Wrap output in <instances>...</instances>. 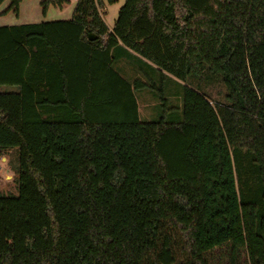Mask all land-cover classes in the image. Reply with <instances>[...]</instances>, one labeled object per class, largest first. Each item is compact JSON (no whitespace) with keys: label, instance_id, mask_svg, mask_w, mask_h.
Listing matches in <instances>:
<instances>
[{"label":"trees","instance_id":"16d2710c","mask_svg":"<svg viewBox=\"0 0 264 264\" xmlns=\"http://www.w3.org/2000/svg\"><path fill=\"white\" fill-rule=\"evenodd\" d=\"M104 1L0 27L18 185L0 195V264H264V0H125L111 30ZM145 89L162 112L142 123Z\"/></svg>","mask_w":264,"mask_h":264},{"label":"rangeland","instance_id":"374dc122","mask_svg":"<svg viewBox=\"0 0 264 264\" xmlns=\"http://www.w3.org/2000/svg\"><path fill=\"white\" fill-rule=\"evenodd\" d=\"M44 0H24L21 5L19 12L15 14L13 11L6 13L10 9L11 0H7L4 4H2L0 11L3 13V17L0 19V27L3 26H18V25H30V24H39L43 22H55V21H68L71 20L72 14L75 8L74 0L69 5L64 7V10H60L59 8L49 6L46 13L44 14V9L42 6V2ZM105 9L102 11V17L104 19L105 24L108 28H113L115 21L118 17L119 10L125 3V0H117L114 4H109L107 0L104 1ZM127 58H123L118 60L119 62L115 64V70L117 72L120 71V67L122 68V64L131 65L133 67V73L130 74H122L124 79H127L130 83L139 79L142 81H146L144 78V72L140 71L139 64L134 63L133 59L129 60ZM124 65V66H125ZM135 68V69H134ZM135 73V75H134ZM140 73L141 75L139 76ZM138 75V76H136ZM135 77V78H133ZM133 78V80H131ZM131 80V81H130ZM172 91L166 92V98L169 100L170 107H178V109L183 107V87L181 83H172ZM17 89L13 87H0V93H14ZM215 92H219V89L213 92V96H215ZM136 98L139 101L140 105V121L142 123L153 122L160 119V115L162 109L160 108V103L154 99L153 94L148 90L136 91ZM171 94V95H170ZM157 106V107H155ZM176 109L175 114H181V111ZM181 110V109H180ZM14 157V153L6 154L0 160V195L5 196H17L18 195V185L16 183V175L13 170L12 164H9V161ZM13 160L14 165H17L16 157Z\"/></svg>","mask_w":264,"mask_h":264},{"label":"crops","instance_id":"0c3cea01","mask_svg":"<svg viewBox=\"0 0 264 264\" xmlns=\"http://www.w3.org/2000/svg\"><path fill=\"white\" fill-rule=\"evenodd\" d=\"M77 1L78 0H74V3H75V5H76V3H77ZM72 3V0H69V4H71ZM68 4V5H69ZM66 6V5H65ZM64 6V7H65ZM64 7H62L60 10H64ZM1 8V7H0ZM3 14H5V13H3L2 11H0V19L3 17ZM8 26H10V25H8ZM18 26H20V25H18ZM112 28H110V30H111ZM122 58H125V57H122ZM130 60V59H129ZM128 60V61H129ZM132 60V59H131ZM134 61V63L136 64L137 62L135 61V60H133ZM126 63H124V64H122L123 66H122V68L120 67V71H119V73H122V74H125V77H126V74H130V73H133L134 71H133V67L131 66V65H129V66H127V65H125ZM125 65V66H124ZM137 65V64H136ZM135 69V68H134ZM139 74V76L141 75L140 73H138ZM134 75H135V73H134ZM122 76V75H121ZM136 76H138V75H136ZM124 78V77H123ZM133 78H135V77H133ZM133 78L131 79V80H133ZM127 80V79H126ZM130 80V81H131ZM135 96H136V94H135ZM137 102H138V105H139V101H138V99H137ZM155 107H157V106H155ZM139 115H141V111H140V105H139Z\"/></svg>","mask_w":264,"mask_h":264},{"label":"water","instance_id":"95a60500","mask_svg":"<svg viewBox=\"0 0 264 264\" xmlns=\"http://www.w3.org/2000/svg\"><path fill=\"white\" fill-rule=\"evenodd\" d=\"M95 39H96L95 37H93V36H91V35L89 36V40H90V41H94Z\"/></svg>","mask_w":264,"mask_h":264}]
</instances>
